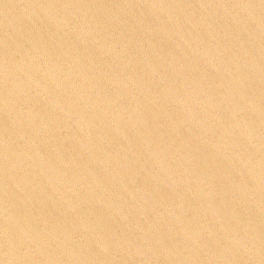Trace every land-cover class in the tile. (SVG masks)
Instances as JSON below:
<instances>
[{
    "label": "water",
    "instance_id": "95a60500",
    "mask_svg": "<svg viewBox=\"0 0 264 264\" xmlns=\"http://www.w3.org/2000/svg\"><path fill=\"white\" fill-rule=\"evenodd\" d=\"M0 264H264V0H0Z\"/></svg>",
    "mask_w": 264,
    "mask_h": 264
}]
</instances>
